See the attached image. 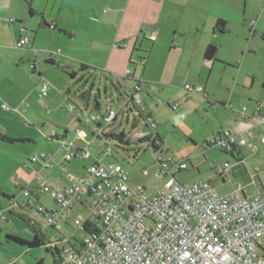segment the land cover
Segmentation results:
<instances>
[{
    "label": "rangeland",
    "instance_id": "374dc122",
    "mask_svg": "<svg viewBox=\"0 0 264 264\" xmlns=\"http://www.w3.org/2000/svg\"><path fill=\"white\" fill-rule=\"evenodd\" d=\"M248 8L255 11L261 20H256L254 16L245 17V29L251 30L256 24H260V27L264 29V0L251 1ZM251 20L254 24L252 27H248ZM250 38L251 36L248 34L245 40H240L241 42L237 40V44L243 48L245 41L251 40ZM250 42L255 52L247 59L242 70L241 80L246 75V67L251 68L256 77L252 89L244 84H239L246 87L240 90L232 84L236 74V69L233 67H237L243 60L240 52L234 54L227 49V46H223L220 50L217 47L218 56L230 61L229 63L233 67L219 64V69L214 72L213 79L208 85L205 82H195L194 74L190 75L187 82L191 87L205 89L204 93L206 94L213 93L215 97L224 99L226 103L224 109L216 103L217 100H214L211 95L207 102L200 94H195V96L185 91L184 82L180 79L173 84L155 83L150 85L152 97L148 99L145 92H140L145 115H151V120L155 124L154 131L147 128L143 116L131 103L125 105L127 93L123 92L120 96L111 86L109 79L104 77L105 74L93 70L83 72L79 70V67L75 68L69 65L66 69L58 62L56 64L46 63L42 57H38V60H35L37 67L38 63L48 65L45 68L46 73H43L38 80L37 73H33L31 69L34 60L30 64H25L24 72L18 73L11 72L9 74L8 67L1 65L0 103L4 104L8 110L0 109V135L13 140V142L0 139V187L12 191V197L18 204H21L24 198L17 185L19 183L24 185V180L28 181L29 177L33 178L36 174L28 176L26 173L25 166L31 167L30 158L41 154H51L60 159L63 157L60 152L61 141L80 145L90 143L88 151L93 157L98 156L99 161L121 166L127 174L129 186L134 190H143L148 196H153L162 186L161 181L155 177L158 170L156 159L160 157L170 159L173 163L186 162L187 170L181 171L175 176L179 183L192 184L208 179L214 182L218 177L211 167L212 164L222 168L225 163L230 165L234 163L228 152L224 153L218 146L210 145L214 136L218 132L238 135L239 131L243 129L242 126H245L237 116L243 107L246 108L247 115H250L256 103L264 109V87L262 86L264 83V43L261 37ZM71 72L76 73L74 78H70ZM33 78L35 80L37 78L39 87L41 82L51 85L52 90L49 92V97L43 98L40 103L35 104L37 106L33 112L31 110L28 113L23 110L16 112L7 101L10 100L11 94L18 90V87L24 90L34 87ZM220 78L225 81L221 86L217 85ZM210 88L213 90L211 91ZM82 93H87V97H81ZM51 98L53 99L52 104L47 105V100L49 101ZM95 100L99 103L98 110L93 108ZM68 105H73L74 111H68ZM171 105H178L177 110L173 111ZM212 107H215V110ZM79 110L84 114L99 115H104L109 110L118 112L117 119L106 128L105 132H112L116 135L122 133L125 143L121 144L115 139L97 138L95 126L85 123V116H82L79 121L76 119ZM65 130L68 132L63 137ZM77 130L83 133L82 137L76 135L75 131ZM250 130L254 135L253 140L246 138L250 148L248 146L240 148L249 174L244 178L228 177L230 180L228 183L223 187H216L219 194H227L239 184L245 188L253 181L257 184L260 181L264 185V170H262L264 168V131L262 134H258L256 131ZM147 133H153L162 139L160 149H152L150 140L147 138L139 139L141 138L139 135ZM55 136L62 137L57 140ZM107 148L111 150L108 158L102 154ZM79 162L87 168L93 162V158ZM51 166L54 168L53 170L40 171L39 176L60 188L66 187L69 181L65 179L66 173L61 171L62 166L56 165L55 162H52ZM63 166L66 168L65 172H73V166L65 162ZM84 172L81 169V172L73 173L75 176H81ZM143 172L147 174L143 175ZM17 177L22 180L18 182ZM0 200L6 207L7 203L2 195H0ZM40 202L48 208L53 205L47 195L41 196ZM14 212L11 211V213ZM88 213L87 207H84L82 210L75 209L69 219H60L62 233L66 236L74 235L77 241L82 240L85 233L76 229L72 225V221L75 218L82 221ZM6 219L8 222L5 221ZM36 222H38L37 226L42 239L53 242L55 240L54 232L42 221L36 220ZM7 226L10 228L7 229ZM0 227L4 231L8 230L9 233L25 237L28 241L33 240L34 230L29 222L16 215H11L8 211L4 214V219H0ZM23 229L24 231H22ZM37 235H39L38 232ZM5 240L6 235L1 233V243ZM260 241L263 243L262 250H257V253L264 260V236ZM58 248L62 249V244L58 245ZM17 253H22V255L16 258ZM1 257L4 258L5 263L13 261L12 264H65L59 254L54 250H48L45 245L29 249L5 241L4 244H0Z\"/></svg>",
    "mask_w": 264,
    "mask_h": 264
},
{
    "label": "crops",
    "instance_id": "0c3cea01",
    "mask_svg": "<svg viewBox=\"0 0 264 264\" xmlns=\"http://www.w3.org/2000/svg\"><path fill=\"white\" fill-rule=\"evenodd\" d=\"M251 1L258 0H0V66H7L9 74L24 72L25 64H30L34 60L32 71L37 73L38 80L43 73H46L45 68L48 66L46 63L49 61H52V64L58 62L66 69L68 65L75 68L85 66L108 75L113 83L119 85L122 93L130 91L133 84L139 82L140 92H145L148 99L152 97L150 85L155 83L173 84L180 79L184 85H188L191 74L196 76L195 82H205L207 85L211 83L214 72L220 67L219 64L233 67L230 61L218 56L220 48L227 46V49L234 54L240 52L243 60L237 67H233L236 69V74L232 84L240 90L247 86L252 89L256 80L252 69L246 67L243 80H241L242 70L247 59L255 52L250 41L261 37L264 43V29L260 24L254 25L248 31L244 27L247 16L261 20L255 11L248 8ZM218 20L225 21L223 32L215 29ZM248 34L251 40L245 41L243 48L240 47L237 40L239 42L245 40ZM23 37L29 39V45L16 49V42ZM114 44H117L116 48L113 47ZM209 45L216 47L215 58L211 60L205 58V50ZM53 52L59 54L51 58L50 54ZM38 57H42L46 63H38L37 67L35 60H38ZM126 70H130V78H124ZM33 82L34 87L27 90L17 85L18 90L11 94L10 100H6L16 112L20 110L25 113L30 110L33 112L36 110L35 104L42 101L43 98L39 97L38 93L39 81L33 78ZM224 83L225 81L220 78L217 85L221 86ZM239 84H244L246 87ZM262 86L264 87V83ZM203 90L205 92V89ZM210 95L217 100L216 103L220 104V107L225 108L224 99L215 97L213 93ZM210 95L207 93V99L204 98L207 102ZM52 102V98L47 100V105H51ZM257 105L259 104L256 103L254 109ZM3 106L4 104L0 103V109L4 110ZM212 109L215 110V107ZM254 109L249 116L254 115ZM242 121L245 126H242L243 129L238 135L247 138L246 131L251 133L250 129L258 134L263 133L264 128L257 125L256 121L251 119ZM67 132L64 131L63 137ZM59 138L55 136V139ZM158 138L161 139L159 136ZM73 144L76 147L83 146L74 142ZM240 152L239 148L228 153L234 163L229 164L227 172L220 174L213 168L219 179L214 182L208 179L204 182H208L216 189L217 186L223 187L228 183L230 176L246 177L249 170ZM31 158L29 160L31 167L25 166L28 176L54 169L53 167L42 169V162L32 163ZM53 158L56 165L63 166L65 162L73 166V172H81V169L83 171L86 168L79 162L82 159L78 156L68 162L63 157L57 159L53 155ZM73 172H63L66 173V181H69L66 187L71 184L69 176H75ZM31 179L32 177H29L28 181L24 180L23 183H29ZM17 186L21 190L23 184L19 183ZM239 186L241 197H250L257 191L264 193V185L260 181L259 184L251 182L246 186L247 188L240 184ZM0 195L6 196L3 197L7 203L6 207L0 200V212H3V216L8 211L11 215L21 217L33 227L34 235L37 232L41 235L36 220L42 221V218L35 215L31 207L10 209L12 200L9 198L13 196V192L0 187ZM40 201L41 196L36 202L44 206ZM44 207L48 210L55 209L54 204L50 208ZM75 209L82 210V207ZM11 211L16 212L11 213ZM5 221L8 222L7 219ZM9 228L10 226H7V229ZM1 233L19 237L9 233L8 230L4 231L2 227H0ZM4 243L5 241L3 243L0 241L1 245ZM262 244L260 241L258 250H262ZM21 255L22 253L15 256L18 258ZM12 262L5 263L4 258H0V264H12Z\"/></svg>",
    "mask_w": 264,
    "mask_h": 264
},
{
    "label": "built area",
    "instance_id": "2783aa9c",
    "mask_svg": "<svg viewBox=\"0 0 264 264\" xmlns=\"http://www.w3.org/2000/svg\"><path fill=\"white\" fill-rule=\"evenodd\" d=\"M11 22V21H10ZM253 22L249 25L253 26ZM29 45L27 37L15 44L16 49ZM114 48L117 44L113 45ZM53 52L50 57L57 56ZM130 70L125 71L124 78H130ZM185 91L206 98L201 87L184 85ZM52 87L41 82L39 97L46 98ZM140 86L127 92L126 104L131 103L143 116L147 128L154 131L155 124L145 115L140 98ZM177 105L172 106L175 110ZM4 110L8 108L4 105ZM68 105V111H74ZM243 107L237 116L244 121L254 120L264 128V109L257 105L254 115L249 116ZM85 116V123L95 126L97 137L105 134L118 116V112L109 110L104 115L84 114L82 111L76 119ZM78 137L83 133L75 131ZM247 140L253 135L246 131ZM147 138L151 145L161 148L155 134L139 135ZM241 135L218 132L210 145L218 146L223 152H233L248 146ZM90 143L76 147L73 143L60 142V152L65 161L78 156L82 160L93 158L89 167L81 176L70 175V186H59L44 180L35 174L29 183L21 187L25 202L18 204L11 199L12 208L31 207L34 214L55 234L53 242H47L48 250L56 251L65 264H264L257 250L260 239L264 236V193L257 191L250 197H241V187L236 185L232 192L220 195L208 182L192 184L179 183L175 176L187 169L185 161L173 163L170 159L157 158L158 170L155 177L161 181V189L153 196L143 190H134L128 184L127 174L122 167L113 163H104L93 157L88 148ZM154 152V150H153ZM108 158L111 150L102 152ZM42 162V169H50L54 162L53 155L41 154L31 158L32 163ZM220 174L229 169L211 165ZM61 171H65L62 166ZM143 172V175H146ZM17 177V181H19ZM47 195L55 206L48 210L36 201ZM87 207L89 211L84 220L75 218L72 225L85 233L77 241L74 235L62 233L60 219H69L76 207ZM3 220V212H0ZM147 222V224H146ZM62 244V249L58 245Z\"/></svg>",
    "mask_w": 264,
    "mask_h": 264
},
{
    "label": "trees",
    "instance_id": "16d2710c",
    "mask_svg": "<svg viewBox=\"0 0 264 264\" xmlns=\"http://www.w3.org/2000/svg\"><path fill=\"white\" fill-rule=\"evenodd\" d=\"M224 27H225V21H223V20H218L217 22H216V24H215V29L216 30H219L220 32H223L224 31ZM215 55H216V47H214V46H212V45H209L207 48H206V50H205V58L207 59V60H211V59H214L215 58ZM50 63H53L52 61H49ZM31 69L32 70H34V66H32L31 67ZM79 70L80 71H83V72H89L90 71V69H88L87 67H85V66H80L79 67ZM93 71H95V70H93ZM96 72V71H95ZM99 73H101V74H104L103 72H99ZM75 72H72V73H70L69 74V76H70V78H74L75 77ZM104 77L105 78H107V79H109V81H110V84H111V86L113 87V89L115 90V91H117L118 93H119V95L121 96L123 93L121 92V90H120V88H119V85H117V84H115V83H113L112 82V80L109 78V77H107L106 75H104ZM134 85H139L140 86V90H141V85H140V83L139 82H135L134 84H133V86H132V88H134ZM132 90V89H131ZM127 92H129V91H125L124 93L126 94ZM81 97H83V98H86L87 97V93H82V95H81ZM205 99H207V97L205 98ZM67 100V99H66ZM97 105V106H96ZM95 110H98V108H99V103L95 100V102H94V107H93ZM145 113V112H144ZM150 117V116H149ZM151 118V117H150ZM97 138H99V139H101V138H105V139H115V140H117L119 143H125V139H124V135L122 134V133H120V134H118V135H116V134H114V133H112V132H109V133H105V134H102V135H100L99 137H97ZM155 138H156V140L160 143V144H162V140L161 139H159L158 138V136L157 135H155ZM0 139L1 140H5V141H8V142H13V140H11V139H7V138H5L4 136H2V135H0ZM140 139V138H139ZM141 140V139H140ZM143 140V139H142ZM151 144V143H150ZM151 148L152 149H154V150H157L158 148L156 147V146H154V145H151ZM3 197H5L6 198V196L5 195H3ZM9 199H14L13 197H10ZM43 239H42V235H37V234H35L34 236H33V240H31V241H27V240H25V239H23V238H21V237H18V236H13V235H6V242H8V243H13V244H16V245H20V246H23V247H27V248H35V247H40V246H43V245H45V243L42 241Z\"/></svg>",
    "mask_w": 264,
    "mask_h": 264
},
{
    "label": "water",
    "instance_id": "95a60500",
    "mask_svg": "<svg viewBox=\"0 0 264 264\" xmlns=\"http://www.w3.org/2000/svg\"><path fill=\"white\" fill-rule=\"evenodd\" d=\"M97 106V105H96Z\"/></svg>",
    "mask_w": 264,
    "mask_h": 264
}]
</instances>
